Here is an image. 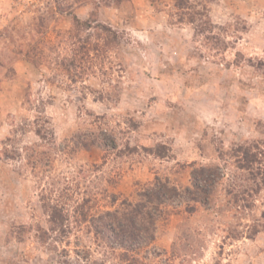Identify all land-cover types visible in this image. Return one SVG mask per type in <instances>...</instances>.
Instances as JSON below:
<instances>
[{"label":"rangeland","instance_id":"1","mask_svg":"<svg viewBox=\"0 0 264 264\" xmlns=\"http://www.w3.org/2000/svg\"><path fill=\"white\" fill-rule=\"evenodd\" d=\"M201 167L152 244L95 231ZM0 264H264V0H0Z\"/></svg>","mask_w":264,"mask_h":264},{"label":"trees","instance_id":"2","mask_svg":"<svg viewBox=\"0 0 264 264\" xmlns=\"http://www.w3.org/2000/svg\"><path fill=\"white\" fill-rule=\"evenodd\" d=\"M73 17L74 30L70 32V37H78L84 29L92 28L91 22L82 21L77 16ZM97 28L112 33L107 27ZM251 169L248 165L241 167L243 172H251ZM215 178V173L211 168L201 167L193 172V179L196 181L194 189L188 188L185 192L180 191L168 180L157 178L152 186L139 194L137 202L125 200L119 209L106 211L92 217L91 223L99 235H102L109 242L114 241L113 244H116L117 248L112 247L113 249H124L127 252L139 251L155 241L157 222L163 215L164 205L180 198L181 195H186L190 202L202 204V200L205 198L208 200L211 190L205 186H199V181L212 185L216 180ZM248 192L245 189L242 194L250 196ZM114 197L113 195L112 198ZM116 202V200L112 201L113 204Z\"/></svg>","mask_w":264,"mask_h":264}]
</instances>
